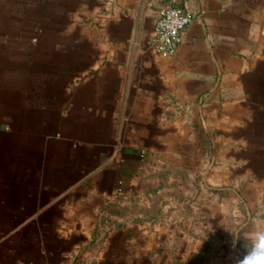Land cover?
Listing matches in <instances>:
<instances>
[{"label":"crops","instance_id":"crops-1","mask_svg":"<svg viewBox=\"0 0 264 264\" xmlns=\"http://www.w3.org/2000/svg\"><path fill=\"white\" fill-rule=\"evenodd\" d=\"M260 221L264 0H0V264H233Z\"/></svg>","mask_w":264,"mask_h":264},{"label":"built area","instance_id":"built-area-1","mask_svg":"<svg viewBox=\"0 0 264 264\" xmlns=\"http://www.w3.org/2000/svg\"><path fill=\"white\" fill-rule=\"evenodd\" d=\"M192 14L172 2L162 5L153 24L151 47L156 54L172 55L177 50L184 29L193 21Z\"/></svg>","mask_w":264,"mask_h":264},{"label":"clouds","instance_id":"clouds-1","mask_svg":"<svg viewBox=\"0 0 264 264\" xmlns=\"http://www.w3.org/2000/svg\"><path fill=\"white\" fill-rule=\"evenodd\" d=\"M253 247L242 258L237 255L233 264H264V221L257 222L252 226Z\"/></svg>","mask_w":264,"mask_h":264}]
</instances>
